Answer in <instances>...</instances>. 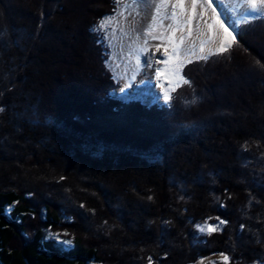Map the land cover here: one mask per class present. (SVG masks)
<instances>
[{
    "label": "trees",
    "instance_id": "trees-1",
    "mask_svg": "<svg viewBox=\"0 0 264 264\" xmlns=\"http://www.w3.org/2000/svg\"><path fill=\"white\" fill-rule=\"evenodd\" d=\"M118 3L0 0V264L264 263V15L145 106L110 96Z\"/></svg>",
    "mask_w": 264,
    "mask_h": 264
},
{
    "label": "snow or ice",
    "instance_id": "snow-or-ice-1",
    "mask_svg": "<svg viewBox=\"0 0 264 264\" xmlns=\"http://www.w3.org/2000/svg\"><path fill=\"white\" fill-rule=\"evenodd\" d=\"M163 3H168V0H161ZM201 3V0H191V14L188 15L184 23L187 25V32L188 36L191 37L192 34V22L194 19H196V10L197 5ZM243 4L247 5L248 12L245 15V18L242 22L246 23L249 19H255L260 15H264V0H243ZM203 5L205 6V11L207 9H211V20L212 23L208 24V28L211 31H217V36L219 37V40H215L212 37H209V42L216 44V50L212 51L209 50L207 55H204L205 52L204 43L201 42V46L199 49V53L197 54L194 52L191 48L188 49H182V45L185 44V36L183 35V30L180 28H173L172 25H168V28L171 29L170 34L166 37L167 43H163L165 37L163 34L156 36L152 35V29H149L147 32V35L151 36L153 40H161L162 43H158L154 45L156 52L152 54L153 57H155L156 53L161 52V48H163V52L161 53L162 59H157L156 63H163L166 65L164 69L156 68L155 75L157 78V81L160 80L162 74L168 75L171 80L174 79L176 87H179L181 84L189 85L191 83L190 79L186 78L183 74V69L186 66L187 63H193L194 61L190 59L191 56H196L197 60H207L209 55H223L224 53L228 52L232 46L237 41V33H235L234 26L235 21L232 25H229L225 23L224 19H221V16L223 15L222 12H218L217 8L220 7L218 3H215L214 0H203ZM173 11L171 13V17L173 19L178 17V13L175 9L179 8L180 13H184L185 11V0H175V3L172 4ZM157 11H159V8H157ZM43 16V13L41 14ZM204 13H200V18L203 19ZM114 19V16H109L105 20H102L98 26H95V28H104L107 23L111 22ZM207 23V21H204ZM94 28V30H95ZM180 32V36L177 37L176 33ZM140 54H146L149 51L148 42L147 40H144V45L138 49ZM136 65L137 67L141 64V58L140 55L136 56ZM259 63V62H258ZM144 64L148 67H152V62L150 59H145ZM132 79H135V75L132 77ZM131 85L126 84L125 88L130 87ZM120 91L123 93L124 88H121ZM171 91H175V88L173 87ZM127 98V96H125ZM171 95L169 92V89H165L163 93V101L165 104H169L171 102ZM4 111L2 107H0V112ZM245 149L247 148V142H245V145H243ZM227 192V190H225ZM151 199V197H149ZM223 206V205H222ZM70 219V218H69ZM212 218L209 217L207 220H205L204 224L197 225L198 230L201 233H207L208 235H211L221 229V226L226 223L225 220L220 219L217 217L218 223L212 224L208 221ZM243 227V225L241 226ZM49 236H52L53 234L51 232L48 233ZM67 235V233H65ZM58 238V234H57ZM63 243H71V241H64ZM220 264H230V257L228 255H225L224 253H220ZM148 264H153L152 257H148ZM199 264H204V259L201 258L199 261ZM209 264H217L216 261H209Z\"/></svg>",
    "mask_w": 264,
    "mask_h": 264
},
{
    "label": "bare ground",
    "instance_id": "bare-ground-1",
    "mask_svg": "<svg viewBox=\"0 0 264 264\" xmlns=\"http://www.w3.org/2000/svg\"><path fill=\"white\" fill-rule=\"evenodd\" d=\"M143 2L145 0H137L135 4H132V10L130 14H123V20L129 15L130 22L132 24V30L129 32V36L127 39L123 40L122 50L117 52L116 50L112 53V61L118 66V68L126 73L125 83L131 85L126 88V91H134V85L140 80V76L144 75L146 80L144 81L143 86L140 87L139 91H147L149 93L150 99H156V95L154 92L162 91L165 89H169L171 94V89L176 87L174 79L170 82V77L168 75L162 74L159 81H157L155 70L156 68L164 69L166 67L163 63H156L157 59H162V55L156 53L155 57L152 56L154 51L149 49L146 54H140L138 49L144 45V40H147L148 43L151 42L149 35H147L148 30L151 28L152 32H154L155 27L157 30H160L165 25H172L173 28H180L183 30V35L185 36V44L182 45V49L191 48L194 52L199 54L198 46L200 42L205 39L201 37H196L195 32L197 30V23L194 19L192 22V34L191 37L188 38L187 25L184 23L185 18L191 14V0H185V11L184 13H180V9H175L178 13V17L173 19L171 14L167 9V4L175 3V0H168V3H163L161 0H146L148 6L143 9ZM215 3H217L214 0ZM159 8V11H157ZM205 6L203 5V0L201 3L197 5L196 13L204 12ZM218 12H222L223 15L221 19H224V14H235L237 17H245L248 12L247 5L243 4V0H229L224 6L217 8ZM140 14L139 18L135 17L136 14ZM205 13H211V9H207ZM170 15V16H169ZM211 15V14H210ZM127 24V22H126ZM180 32L176 33V36H180ZM197 34V33H196ZM198 35V34H197ZM215 40H219L218 37L213 38ZM208 40V39H207ZM153 42H158V40H152ZM163 49V48H162ZM215 50L216 44H213L208 41L205 48V53H208L209 50ZM162 53V52H161ZM140 55L141 64L139 67L136 65V56ZM145 59H150L152 62V67H148L144 64ZM135 75V79L132 77ZM133 89V90H132Z\"/></svg>",
    "mask_w": 264,
    "mask_h": 264
},
{
    "label": "rangeland",
    "instance_id": "rangeland-1",
    "mask_svg": "<svg viewBox=\"0 0 264 264\" xmlns=\"http://www.w3.org/2000/svg\"><path fill=\"white\" fill-rule=\"evenodd\" d=\"M215 1L220 5V7L224 6V4L229 2V0H215ZM135 2H137V0H119V3H118L117 8L115 10V13L105 15L102 18V20H105L109 16H114V19L111 22L107 23L106 26L102 29L101 28H95L96 31L103 34L104 43L107 46V48L109 49V54H108V57H107V60L105 61V63H106V66L108 67V69L114 75L115 82L118 85L114 89H111L109 91L110 96L113 97L114 99L119 100L120 102L121 101L122 102H130L133 100H137V101H140L145 106H151V105H155V104H157L160 107L170 106L169 104H165L163 101V93H164V92H162L163 90L154 92L156 95V99H150L149 93L146 90L145 91H143V90L139 91L140 87L143 86L144 81L146 80L144 75L140 76V78H139L140 80H138V82L134 85L135 87H133L134 91L136 90L137 92L126 91V88H125L126 83H125V79H124V78H126V73L121 71L118 68V66L112 61V53L116 49H117L116 50L117 52H120L122 50V48L120 46H122L123 40L128 38L129 32H131V30H132L131 29L132 24L129 23L130 22L129 15L125 18V20H123V14H130V11L132 10V4H135ZM172 4L173 3H171V4L168 3L166 5L167 9L169 11V14H171L173 11ZM147 6H148V3L145 0V2H143L142 8L145 9ZM200 13L201 12L196 13V19L195 20L197 23V30L194 34L196 37H201L202 39L203 38L205 39L203 42H205L204 48H206V44L209 41V37H212V38L218 37L217 36L218 30L217 31H211L208 28V24L212 23V20H211L212 13L208 14V13H205V11H204L203 12L204 13L203 19L200 18ZM139 16H140V14L137 13L135 17L139 18ZM244 18L245 17H243V18L237 17V16H235V14H227V13L224 14L225 23L232 25L233 22L235 21V26H234L235 33L238 32V26L242 23ZM204 21H207V23H205ZM126 22H127V24H126ZM99 24L100 23H98V25ZM98 25H96V26H98ZM170 32H171V29L168 28V25H165L160 30H157V28L155 27L154 32H152V35L159 36V35L163 34L165 37L163 43H167L166 37L170 34ZM149 38H150L151 42L148 43V47H149V49H152V51H154V53H155L156 50H155L154 45H156L158 43H162V41L158 40V42H153L152 37L149 36ZM188 38H189V36H188ZM200 46H201V42H200V45L198 46L199 47L198 52H199ZM215 50H213V51H215ZM161 52H163L162 48H161ZM161 52L159 54H161ZM207 54L208 53H205L204 55H207ZM190 59L195 60L196 56H191ZM121 88H124L123 93L120 91ZM177 88L178 87H175V90ZM172 93H173V91L170 94L171 97H172ZM125 96H127V98H125ZM10 209L11 208L8 207V210H10ZM208 222L212 223V224H216V223H218V220H216L215 222H213V221H208ZM202 224H204V222L199 223L198 225H202ZM223 226H224V224L221 226V229L223 228ZM197 229H198V227H197ZM198 232H199V235H206L207 234V233H201L199 230H198ZM51 233L53 235L50 237L56 238L59 242L61 241L63 243L64 241H71V239H65L64 237H62V235L58 231L51 232ZM57 234H58V238H57ZM63 244L68 245L69 243H67V244L63 243ZM220 253L221 252H217V253L211 254L210 256L200 257L195 262H192L189 264H199V261L201 260V258L204 259V264H209V261L219 262L220 261V255H219ZM225 255H227V254H225ZM259 264H264V263H259Z\"/></svg>",
    "mask_w": 264,
    "mask_h": 264
}]
</instances>
